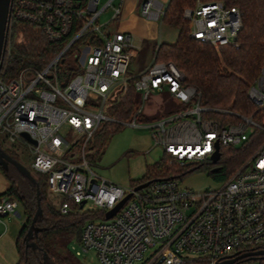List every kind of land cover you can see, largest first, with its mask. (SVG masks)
<instances>
[{"label": "built area", "instance_id": "1", "mask_svg": "<svg viewBox=\"0 0 264 264\" xmlns=\"http://www.w3.org/2000/svg\"><path fill=\"white\" fill-rule=\"evenodd\" d=\"M100 1L12 0L3 65L15 20L39 25L50 41H65V46L43 69L27 67L12 78L0 76V138L14 151L29 153L32 170L47 175L48 192L63 214L77 205L103 214L83 225L76 255L93 252L102 264H218L264 249V64L248 92L261 111L257 115L217 109L231 120L204 117L211 109L201 106L200 91L184 83L185 75L174 62L154 60L134 83L144 102L151 92H167L178 101L197 103L146 123L138 121L143 111L139 107L129 121H120L110 116L109 107L126 92L129 61L141 48L131 32H105L121 14L124 0L118 7L108 0L102 9ZM166 6L161 0H144L141 14L162 20ZM109 7L115 13L101 24L100 16ZM184 16L191 22L193 38L215 47L237 45L243 26L239 8L197 0ZM81 38V52L74 54L80 72L68 80L60 78V65ZM93 38L102 44H94ZM91 97L102 99L98 110L87 109ZM104 122L149 128L154 145L180 165L212 162L218 146L220 153L222 147L252 153L216 188L190 190L174 176L135 191L137 185L123 187L102 178L87 160L90 141ZM130 193L107 219L106 213ZM19 206L17 198L0 197V223L6 225L4 217Z\"/></svg>", "mask_w": 264, "mask_h": 264}, {"label": "trees", "instance_id": "2", "mask_svg": "<svg viewBox=\"0 0 264 264\" xmlns=\"http://www.w3.org/2000/svg\"><path fill=\"white\" fill-rule=\"evenodd\" d=\"M219 1H223L229 7L239 8L242 13L243 26L238 35L237 45L215 47L193 38L191 22L184 16V11L186 8L195 7L197 0H169L161 21L177 28L178 37L173 43L161 42L157 45L155 60L174 62L185 75L184 83L200 91L201 106L211 109L204 113V117L227 122L231 120V115L217 109L243 115H257L261 112L256 110L248 92L250 84L259 76L264 64V0ZM84 41L85 38H81L69 49L66 57L70 61L63 62L60 78L68 80L78 71V59L74 54L81 52L80 47ZM92 42L96 45L102 44L100 38H93ZM64 46L65 41H50L39 25L15 20L8 39L10 55L5 56L0 76L12 78L27 67L43 69ZM136 79L137 76L130 78L124 95L109 107L110 116L123 122L134 116L139 108L134 87ZM122 126L119 123L104 122L95 135L96 142L103 146ZM7 152L18 160L12 152ZM221 153L217 164L213 162L207 164L210 165V175L216 180L225 181L245 162L252 149L222 147ZM168 159H171V156L165 153L163 159L149 168L150 176L133 184V187L146 181L155 182L174 176L182 179L204 164L187 163L177 172L178 174L171 175L174 167L167 165ZM0 168L10 182L9 188L0 194V197L17 198L26 215V222L16 240L19 256L17 264H83L68 249V242L72 240L80 242L83 225L89 219L103 214L81 209L79 205L74 206L73 211L63 214L48 198L47 175L33 174L37 181L33 183L10 163L6 168L2 166ZM214 168H218V171H213ZM37 185L41 190L42 214L35 222L39 232L32 236L28 245L26 239L38 208ZM257 259L264 264V256ZM245 261L249 260L235 264Z\"/></svg>", "mask_w": 264, "mask_h": 264}, {"label": "rangeland", "instance_id": "3", "mask_svg": "<svg viewBox=\"0 0 264 264\" xmlns=\"http://www.w3.org/2000/svg\"><path fill=\"white\" fill-rule=\"evenodd\" d=\"M108 0L100 1V9ZM121 0H115L113 6L118 7ZM127 0L122 5V11L126 6ZM115 13L114 7H109L100 16L99 22L106 23L112 18ZM121 14L115 16L105 27L106 33L115 32L119 26ZM159 30L161 42L173 43L177 40L178 29L172 27L162 21L159 23ZM159 43V41H157ZM136 44H141V50L136 58L129 61L128 77L137 76L145 71L155 60L156 51L152 46L151 41L143 38H138ZM155 43H153L154 45ZM78 53V52H77ZM70 61V59L68 60ZM63 70V65H60ZM80 72V71H77ZM76 74V73H75ZM137 104L142 107V116L138 121L146 123L147 121H155L171 113H176L183 109H190L195 106V103L190 101L188 103L176 100L167 92L157 94L151 92L148 99L144 102L143 93L137 92ZM102 104L101 98L91 97L88 110H98ZM151 131L147 127H132L123 125L122 128L114 133L103 146H99L96 142V136L90 141L86 157L90 163L91 168L97 172L102 178L107 179L113 183L119 184L123 187H130L133 184L139 183L145 178H148L149 168L156 162L163 159L165 152L161 147L155 146L151 138ZM66 137L70 139L71 134L67 132ZM0 146L12 152L20 162L27 166L33 174L37 173L31 168L32 158L25 149L14 151L5 139L0 138ZM174 161V162H173ZM168 166H173L171 175L178 174L177 172L183 168L173 158L167 160ZM210 165L204 163L200 165L199 169L185 175L181 181L184 188L194 191H202L206 189L219 187L223 181L216 180L209 171ZM176 169V170H175ZM26 182V181H25ZM48 198L55 206L54 199L48 192ZM88 205L85 210H88ZM5 224L0 223V264H17L19 256L16 250V240L18 234L26 222V215L22 205H20L16 212L4 217ZM68 249L75 255L83 264H102L94 255L93 252L77 256L76 251L80 249L79 242L72 240L68 242ZM150 255V251L146 253V258ZM240 264H261L260 260H249Z\"/></svg>", "mask_w": 264, "mask_h": 264}, {"label": "water", "instance_id": "4", "mask_svg": "<svg viewBox=\"0 0 264 264\" xmlns=\"http://www.w3.org/2000/svg\"><path fill=\"white\" fill-rule=\"evenodd\" d=\"M11 4H12V0H0V71L3 66V58H4L6 42H7V33H8V24H9ZM24 135L28 137L26 133ZM220 157H221V153L219 151V146H218V150L212 156V162L214 164H217L218 161L220 160ZM9 163L14 165L18 169V171H20L24 176L30 179L33 183L37 182L35 176L33 175V173L30 171V169L27 166H25L19 160L15 159L11 154H9L5 149H3L0 146V166L6 168ZM213 171H218V168H214ZM151 182L152 181H146V182L140 183L134 189L135 191L144 189L147 186H149ZM131 196H132V193L128 194L113 209L109 210L106 213V218L107 219L112 218L122 208V206ZM37 204H38L37 212L33 218L32 224L29 228L28 237L26 239L28 241V245H30L29 240L32 238V236L34 234H38L39 232L38 228L35 226V222L37 218L42 214L41 190H40L39 185H37ZM83 205L84 203H82V206ZM261 256H264V249L237 254L228 260L219 262L218 264H235L242 260H253ZM160 262L161 261H159L156 264H160Z\"/></svg>", "mask_w": 264, "mask_h": 264}, {"label": "crops", "instance_id": "5", "mask_svg": "<svg viewBox=\"0 0 264 264\" xmlns=\"http://www.w3.org/2000/svg\"><path fill=\"white\" fill-rule=\"evenodd\" d=\"M143 1L144 0H127L126 6L123 9V13L121 14L119 26L115 32H131L135 36V41L138 38L147 39L151 41L154 51H156L157 45L161 43L159 40V37L161 36L159 23L161 20L148 19L141 14V4ZM161 1L166 5L169 2V0ZM157 41H159V43ZM153 43L155 44L153 45ZM140 45L141 44H138V46L141 48ZM9 186L10 182L0 168V194L4 193L9 188Z\"/></svg>", "mask_w": 264, "mask_h": 264}, {"label": "flooded vegetation", "instance_id": "6", "mask_svg": "<svg viewBox=\"0 0 264 264\" xmlns=\"http://www.w3.org/2000/svg\"><path fill=\"white\" fill-rule=\"evenodd\" d=\"M27 241V240H26ZM27 243H28V241H27Z\"/></svg>", "mask_w": 264, "mask_h": 264}]
</instances>
